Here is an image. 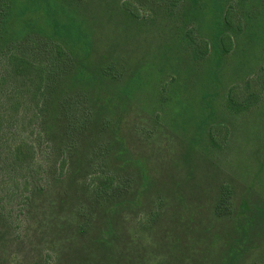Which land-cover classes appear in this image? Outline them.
<instances>
[{
	"label": "rangeland",
	"instance_id": "374dc122",
	"mask_svg": "<svg viewBox=\"0 0 264 264\" xmlns=\"http://www.w3.org/2000/svg\"><path fill=\"white\" fill-rule=\"evenodd\" d=\"M132 1L140 24L104 21L92 30L94 59L100 63L109 55L116 75L94 99L109 129L97 132V122L88 125V138L79 139L78 152L64 161L57 145L65 140L40 141L37 120L18 118L29 114L28 107L8 114L11 125L0 134V264H264V41L260 38L247 59L252 65L239 72L243 53L252 55L245 37L251 25L235 35L220 74L223 90L215 99L218 119L227 126L225 137V126L218 125L225 143L212 147L203 135L194 142L209 81L204 61L191 58L195 44L183 37L199 38L205 29H184L179 11L159 12V0ZM232 3L239 20L252 5L264 36V3ZM134 29L141 32L135 35ZM250 81L260 93L259 104L230 115L227 90L240 91ZM6 107L0 97L4 120ZM23 138L35 154L26 169H11L6 157ZM63 162L73 176L68 172L60 179ZM47 163L52 165L48 188L24 206L31 183L48 176ZM103 173L113 174L121 187L97 205L78 184L95 183ZM222 191L227 198L220 204ZM114 202L121 206L111 217L108 248L95 238L107 236L104 225L110 220L102 208ZM77 209L86 214L74 215ZM88 221L93 229L78 233L77 225Z\"/></svg>",
	"mask_w": 264,
	"mask_h": 264
},
{
	"label": "trees",
	"instance_id": "16d2710c",
	"mask_svg": "<svg viewBox=\"0 0 264 264\" xmlns=\"http://www.w3.org/2000/svg\"><path fill=\"white\" fill-rule=\"evenodd\" d=\"M259 2L264 3V0ZM156 7L159 12L162 9L169 12L168 16L178 10L182 26L184 29L189 28V32L195 28L205 29V34L199 38L189 35L183 37L188 45H191L190 42L195 44L191 58L204 61V72L209 81L200 99V107L205 115L196 126L193 141L197 142V138L203 135L210 146L220 148L225 142L223 129L218 125H224L225 137L227 134V126L218 119L215 108V99L224 86L220 74L226 56L235 47L234 37L243 30L245 24L251 25L245 30L248 40L246 50L252 54L260 38L264 41L263 31L259 27L261 23L257 22L258 13L251 5L245 11L243 20L235 19L232 0H159ZM82 9L95 11L87 10L86 13ZM139 18L132 0H0V97L7 104L5 120L4 114L0 115V134L11 125L8 114H20L22 107L26 106L29 114L23 116V112H26L23 111L18 118L23 121L26 117L30 122L37 120L40 141L48 142L52 138H59L60 142L65 140L64 145H57L65 161L69 155L78 152L79 139L82 141L88 138L85 133L88 125L92 127L97 122V132L109 129L106 120L100 118L101 108L95 104L94 99L103 82L115 80L116 75H111L112 62L107 63L109 55L102 56L100 63L94 59L92 30L104 21L122 22L127 26L140 24ZM139 32L140 29L133 30L135 35ZM242 57L246 60L239 64V72L245 66L247 68L252 65V62L247 63V59L249 61L253 54L244 52ZM251 82L240 91L237 87L227 90L226 109L230 115H242L251 106L259 104L260 93L251 89ZM224 120L227 121L226 118ZM34 150L33 144L25 138L15 141L11 146L10 157H6L9 168L19 166L26 169L30 164L29 159L35 154ZM51 166V163H47L45 172L49 177L44 175L43 183H31L34 185L33 190L25 196L24 206L32 205L33 195L48 188ZM67 168L63 162L60 166V179L68 172L73 176ZM69 178V181L77 182L71 176ZM78 185L96 197L97 205L102 200L110 201L121 187L120 181L110 173L99 175L95 183L90 180L86 185L82 182ZM225 198L227 195L222 191L220 204ZM119 204L114 202L102 208L110 221L104 225L103 234L107 236L99 235L95 238L101 246L104 244L110 248L108 240L112 231L111 217ZM85 214L80 209L74 212V215ZM77 227L81 234L93 229L90 221L81 222Z\"/></svg>",
	"mask_w": 264,
	"mask_h": 264
}]
</instances>
